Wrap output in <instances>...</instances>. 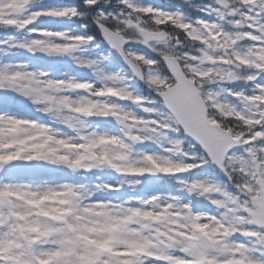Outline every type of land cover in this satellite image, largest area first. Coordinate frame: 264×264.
Segmentation results:
<instances>
[{"label":"snow or ice","instance_id":"snow-or-ice-1","mask_svg":"<svg viewBox=\"0 0 264 264\" xmlns=\"http://www.w3.org/2000/svg\"><path fill=\"white\" fill-rule=\"evenodd\" d=\"M99 2L85 0L90 8ZM217 2L224 9L215 10L220 19L227 15H239L236 27H249L253 32L228 33L215 22H186L180 13L137 6L132 0H122L126 11L122 10L119 15L100 12L96 17V23L109 43L121 51L135 74L146 79L162 98L160 102L165 112L158 114L162 116L160 119L145 120L123 112L115 104L102 99L114 97L137 104L146 102V98L135 96L124 88L106 84L97 89L92 83L47 79V73L37 74L22 68L0 71V90L16 91L31 98L34 103L45 104L42 110L46 113L68 110L73 114L66 117L64 122L78 132L75 140L79 141L76 147L81 153L77 159H72L65 151L45 152L47 145L53 141L68 144L72 140L36 121L0 114V172L15 162H46L74 171L107 167L125 175H179L211 161L219 165L230 179L236 171L247 177L245 182L236 185L238 194L224 191L210 182L185 185L189 192L219 194L222 198L213 199L212 203L225 209L223 215L217 218L196 214L188 204H161L155 198L141 207L93 202L87 189L67 183L45 189L2 183L0 264H145L146 261H153L154 264H264V259L252 255L248 245L229 243L232 236L240 234L254 239L264 250V156L260 155L264 153V148L256 147L264 142V84H257V92L251 96L234 93L253 105L254 111L244 114L228 104L229 111L225 115L224 104L218 100L217 94L210 91L205 93L195 82L212 75L216 76L215 82L241 79L233 67L264 73V0H238L240 8L231 13L227 11L228 0ZM31 3L32 0H0V12L7 13L0 19V26L28 29L31 33L38 30L29 29V25L41 16H84L76 8L28 12ZM26 12L28 14L25 16ZM136 17L142 19L137 20ZM144 17H149L154 27L146 25ZM113 21L135 28L147 45L151 41H166L169 34L163 27L173 25L183 31L188 39L203 45L202 55L184 53V59L192 65H210L207 68L213 71L205 74L200 69H194L192 77L186 76L183 70L185 65L174 55L161 51L160 55L171 73L161 75L156 71L158 61L124 49L128 40L119 29L109 27ZM39 35L63 38L65 43L34 39L20 46L32 52L70 54L93 39L47 30L39 31ZM244 38L255 42L247 54L236 51L237 43ZM209 49L218 54L210 55ZM87 66L91 67V64ZM107 79L115 80L116 77ZM246 79L255 81L258 75H249ZM164 82L163 91L158 90ZM65 90H85L92 98L75 100L68 95L58 94ZM206 96L211 99L206 100ZM209 105L213 106V111L221 114L220 118L210 117ZM144 110L149 113L156 111L152 108ZM93 116L115 117L128 129L127 138L85 131L83 120L78 118ZM224 119L241 121L239 127L243 129L242 134H234L225 128ZM145 126L153 134H164L169 130L179 132L182 129L184 134L203 147L204 157L199 163H178L168 157L148 154L142 162H133L130 143L152 139L151 136L135 134ZM172 143L178 145L182 140L175 139ZM105 145L113 146L118 152L112 154L104 150ZM238 145L246 147L250 159L230 157V150ZM233 163L237 165L235 169L230 166ZM102 187L119 191L122 185ZM17 200L23 203H15ZM246 225L256 227L247 228ZM144 230H148L147 235ZM45 244L50 247L45 248Z\"/></svg>","mask_w":264,"mask_h":264},{"label":"rangeland","instance_id":"rangeland-1","mask_svg":"<svg viewBox=\"0 0 264 264\" xmlns=\"http://www.w3.org/2000/svg\"><path fill=\"white\" fill-rule=\"evenodd\" d=\"M42 1V0H41ZM51 1V0H48ZM215 3H207L204 5L199 6L198 12L199 15L196 17L194 21L189 20L187 17L183 16L184 20L186 22L195 23L199 20L204 21H210L218 23L221 28L228 32V33H236V32H248L252 33L253 29L249 27H236V21L240 19L239 15H227L223 19H220L218 15V11H223V9L218 5L217 0H215ZM134 4L141 7H147L151 6L155 9H160L159 6H155L156 2H146L144 0H132ZM116 8L111 11H100L104 13H111L119 15V13L122 10H125V6L122 3V0L118 3H116ZM240 6H231L229 10H227L229 13H231L234 9H239ZM45 9H61L58 7H45V8H38L34 6L33 2L30 4L28 12H36L40 10ZM164 10V9H161ZM165 11V10H164ZM99 12V13H100ZM97 13V16L98 14ZM28 13L26 12L25 16ZM7 13L0 12V19H3L4 16H6ZM96 16V17H97ZM42 18V16L40 17ZM39 18V19H40ZM44 22L39 24L37 21L31 25H29V29H36L37 32H29L28 29L20 30L15 27H6V26H0L1 29L4 30L5 33H0V71L9 70L14 71L18 69H23L29 72L34 73H47L50 70L49 65L41 64L38 65H32L29 61L30 56L35 53L27 48L21 47V44H28L34 39H47L50 42L55 43H65L63 38L59 37H50L46 38L41 35H39V31L47 30L51 32H63L67 34L68 36H76L79 35L76 31H71L69 28L64 27L62 23L60 22L61 18L58 17H51V16H45ZM227 20L231 27L229 29L224 28L222 21ZM6 22V21H5ZM113 24L115 25L116 29L124 28L127 30V32L131 35L132 38V46L128 48V51L145 55L144 43L142 42L139 32L136 31L135 28L128 27L127 25L113 21ZM181 44L184 46L186 45L188 48H184L181 46ZM181 44H173L171 42H164V43H155L149 45V50L155 51V52H161L165 51L167 49H170L172 47L176 48L177 51L184 53H188L193 56H199L202 55L201 48L203 45L193 42L187 37L182 39ZM155 45V47H153ZM255 46V42L246 39L243 43H237L236 45V51L240 52L241 54H247L250 49H252ZM210 55H216L218 53H215L212 49H209ZM40 52V51H36ZM94 54L89 53L87 49L85 48H77L74 52L70 54H56L55 60L60 62V66H58L59 73L56 77H50L47 76V79L52 80H73L78 82L75 79V75H77V71H81L82 69H85L84 78L82 81L79 82H88L95 85L97 89L102 88L104 85L114 86L118 88H124L128 92H131L133 95L136 96V92L134 89L126 85L124 82H121L118 78L115 80L107 79L108 77H114L111 74L107 73L106 70L104 71L102 68L96 67V61L93 59ZM149 59H152L150 56L147 57ZM65 64H68L67 66H63ZM91 64V67L87 66ZM71 66V68L77 71L75 72H68L67 67ZM210 66V65H206ZM233 70L236 71L241 79L236 80L233 84H227V82H215L214 85H207L206 90L210 92H214L217 94L218 98L221 102L230 104L231 106L235 107L238 111L248 114L252 111H254L253 105L246 102L242 98H239L234 95V93H243L246 96H251L256 94L257 84H264V73L257 74L255 71H246L244 72L243 69H237L233 67ZM249 75H258V79L255 81H249L246 79ZM59 95H68L72 99L79 100L82 97H88L92 98L89 95V93L85 90H65L60 93ZM103 99V98H102ZM104 100L108 103L115 104L121 111L123 112H129L132 114H135L145 120H153L157 118L147 117L146 114H150L149 112H146L145 108H152L156 109L153 106H149L147 104L141 105L138 107L134 102L132 101H124V100H118L116 102L112 100H107L104 98ZM9 105V107L5 104ZM45 104H37L34 103L33 100L29 97H25L21 94H19L16 91L12 90H0V114L7 115V116H14L21 119H27V120H33L36 121L38 124L50 128L54 133L60 135V136H66V137H73L76 138L78 133H76L75 129L70 127L68 124H66L65 118L68 116H72L73 114L68 110H62L59 113L52 112V113H46L42 109L45 107ZM11 110H10V109ZM4 109H8L4 110ZM55 117V119L53 118ZM96 118V119H95ZM92 120V125H89L90 123L87 121L88 117H79L78 119L83 120V129L88 132H96L99 134H107L110 136H117L123 138L122 135L128 133V129L125 128L124 125H122L115 117L109 116L106 119H102L101 117H96ZM75 122V121H74ZM233 124H237L236 122H233ZM137 135L141 136H151L152 139L143 141L142 144H133L130 143L131 147V156L134 159H142L145 155L152 154V155H158V156H164L167 157L165 154V150H168L172 146V142L175 140L174 135L169 134H153V132L148 129H138L136 131ZM256 147L264 148V142L259 143L256 145ZM189 158L191 160L190 163H195L194 158L196 157V154L193 151H189ZM260 155L264 156V153H260ZM230 157H240L243 159H250L249 153L247 152V149L244 148V150H238L234 152ZM230 163V160L228 161ZM103 168H97V171H101ZM28 172L33 173H40L43 172L41 177L39 179H35L34 181H31L27 178ZM84 170L74 171L66 166L63 165H53L46 162H32L28 165L24 164L23 167H19L17 165L16 168L12 169L11 171L5 173L0 177L1 182L3 183H11L16 185H29L33 188H41L45 189L48 187H59L63 184H72L77 187H83L87 189L88 193H90V200L95 201H103V202H112L116 204H128L129 206L133 207H141L144 204H146L149 200L155 198L159 203H167V202H176L180 205L188 204L190 205L193 213L196 214H206L210 216H215L217 218L221 217L225 211V209L220 208L219 206L212 203L213 199L222 198L219 194H205L201 195L200 192H194L193 196H190L189 194L183 195V190H186L187 187L186 184H192L196 182H210L215 183L219 185V182L215 179L216 176H214L211 172L206 170H201L200 172L195 173L192 180H189L186 177L180 176L172 181H170L169 184L171 186L169 188L163 187H157V189L149 188L148 193L143 195H137L139 194V187L135 185H130L129 189L127 190L126 197H120L118 193L119 191H110L102 186L104 185H121L118 181L110 179L109 177L103 176L102 174H95V173H83ZM20 176L18 179H14V175ZM239 175V182L243 183L247 180V177L242 176L241 174L234 173ZM122 176H126L122 174ZM123 178V177H122ZM149 182L146 181L147 184ZM197 201L198 205H193L192 201ZM17 204H22L23 201L17 200L15 201ZM247 228H253L252 226L246 225ZM254 229V228H253ZM144 234H148V230H144ZM244 243L248 245L250 249H252V255L257 258H262L259 253H257L256 246L257 242L254 241L252 238L245 237L240 234H236L230 238L229 243ZM45 248L50 247V245L45 244L43 245ZM145 264H154L153 261H146Z\"/></svg>","mask_w":264,"mask_h":264},{"label":"clouds","instance_id":"clouds-1","mask_svg":"<svg viewBox=\"0 0 264 264\" xmlns=\"http://www.w3.org/2000/svg\"><path fill=\"white\" fill-rule=\"evenodd\" d=\"M234 2H235V0H234ZM136 19L137 20H140L142 18L136 17ZM144 23L146 25H148V22L147 21H144ZM119 30L123 34V36L126 37L127 39L134 38V37H127L126 36V31H127L126 29L121 28ZM153 47H155V45H153ZM165 52H167V53H169L171 55H174L181 64L185 65V67H184L183 70H184V73H185L186 76L192 77V74H193L194 69H200L201 71L205 72V74H207L208 72L213 71L212 69L207 68L206 65H202V64L192 65V64H190L189 62H187L184 59V54L182 52L177 51V49L174 48V47L165 50ZM141 68H143L142 65H141ZM215 80H216V76L215 75H212L209 78H206V79H198L195 82L201 86L202 91H204L205 93H207L208 91L206 90V86L209 85V84L215 83ZM165 83L166 82L161 83L160 86L158 87V90L163 91L164 86H165ZM207 99H211V97H207L206 96V100ZM218 100L220 101L219 98H218ZM221 103H223V102H221ZM223 104H224V107H225V115H226L227 112L229 111L228 104L227 103H223ZM212 108H213V106L212 105H209V115H210V117H212L213 119L220 118V115L221 114L219 112L213 111ZM223 126L225 128H227L230 132L234 133V134H237V135L242 134V131H240V132L236 131L228 123V120L227 119H224L223 120ZM143 129L148 130L147 126H145ZM69 138L72 140V143L61 144V143H59L57 141H53V142H51V143H49L47 145V148L45 149V152H47L49 150H51L52 152L65 151V152H67L72 157V159H77L80 156V154H81L79 152V150L77 149V147H76V145L79 143V141L75 140V138H73V137H69ZM182 145H183V141H182V143H180L178 145H174V147L172 148V151L176 152L177 154L181 153L183 151ZM104 150L109 151L112 154H115V153L118 152V149L114 148L111 145H105L104 146ZM130 151H131V149H130ZM142 160H143V158L142 159H134L133 158V162H137V163L142 162ZM230 166L233 167L234 169L237 167V165L235 163L231 164ZM236 173L239 174L238 171H236ZM25 195H27V194H25ZM33 202H35V201H33Z\"/></svg>","mask_w":264,"mask_h":264},{"label":"water","instance_id":"water-1","mask_svg":"<svg viewBox=\"0 0 264 264\" xmlns=\"http://www.w3.org/2000/svg\"><path fill=\"white\" fill-rule=\"evenodd\" d=\"M105 37V36H104ZM106 39V38H105ZM117 52L121 55V56H123L122 54H121V51L120 50H118L117 49ZM129 64V63H128ZM140 78V77H139ZM194 139V138H193ZM198 143V142H197ZM220 167V166H219ZM221 168V167H220Z\"/></svg>","mask_w":264,"mask_h":264},{"label":"trees","instance_id":"trees-1","mask_svg":"<svg viewBox=\"0 0 264 264\" xmlns=\"http://www.w3.org/2000/svg\"><path fill=\"white\" fill-rule=\"evenodd\" d=\"M232 126V125H231ZM233 127V126H232ZM236 131H238L237 129H239V128H234Z\"/></svg>","mask_w":264,"mask_h":264}]
</instances>
